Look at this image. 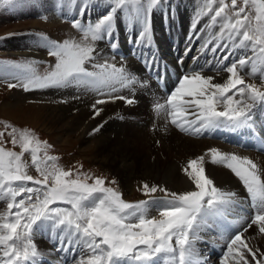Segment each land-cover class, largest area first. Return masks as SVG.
Returning <instances> with one entry per match:
<instances>
[{"label": "snow or ice", "instance_id": "1", "mask_svg": "<svg viewBox=\"0 0 264 264\" xmlns=\"http://www.w3.org/2000/svg\"><path fill=\"white\" fill-rule=\"evenodd\" d=\"M14 3L15 0H0V6ZM105 3L109 10L95 23L85 26L78 19L72 21L73 28L82 33L80 41L58 42L43 34L38 36L37 46L47 49L48 55L55 58L44 72L38 70L40 62L35 60L0 61V67L14 70L10 75L18 81L8 87H22L25 91L75 87L111 95L124 88L134 89L137 84L142 86L144 82L125 66L107 59L99 62L102 57L97 43L107 40L113 51L117 49L114 33L119 12L129 29L138 28L131 42L137 48L154 49L152 16L154 11L165 8L171 16L170 0ZM217 3L219 7L213 12ZM83 13L81 8L80 15ZM209 13H213L210 19L197 31L201 18ZM214 27L219 28L215 34ZM191 29L195 38L207 30L204 47L212 45V53L227 50L223 60H228L232 49L251 55H242L223 68L229 74L224 83H214L215 77L204 75L203 67L189 71L180 77L163 104L154 105V110L164 111L173 125L189 134L227 130L250 131L255 135L258 116L264 114V0H242L239 8L237 0H231V6L225 0H201ZM192 38L190 34L189 40ZM157 51L141 53L146 70L156 69ZM249 63L248 75L258 73L259 84L246 83L241 75L240 69ZM112 98L124 99L128 105L135 103L124 96ZM104 103V99H98L93 108ZM99 114L100 110H96L95 115ZM189 115L195 119H189ZM5 129L0 131V201L6 204L0 211V264H40L37 234L56 240L57 251L71 250L72 264H206L207 257L196 246L203 239L201 232L215 227L224 239L229 225L235 223L230 216L238 204L237 193L215 185L206 174L204 156L191 160L184 168L194 190L170 193L166 188L144 183L145 196L158 190L163 195L130 203L115 188L106 186L105 178L81 175L79 171L73 178L71 169L65 170L57 164V157L48 155L51 145L40 141L33 131L18 130L11 124H5ZM5 135L11 138L13 148L18 146L20 151L4 146ZM25 153L31 154L39 178L28 173ZM208 155L213 164L230 169L246 189L253 214L243 231L256 225L264 233V172L253 160L234 153L213 148ZM153 207L156 216L150 215ZM242 236L243 232H236L225 240L221 264H250L246 252L256 264H264V259H257L258 250H253Z\"/></svg>", "mask_w": 264, "mask_h": 264}, {"label": "bare ground", "instance_id": "2", "mask_svg": "<svg viewBox=\"0 0 264 264\" xmlns=\"http://www.w3.org/2000/svg\"><path fill=\"white\" fill-rule=\"evenodd\" d=\"M34 5V10L37 12L45 9L46 11L52 13L50 17V24L53 26L64 22V20L68 18L73 19V17L74 19H79L82 25L87 26V24L92 23L89 19L94 17V14L98 15V12L100 13L102 9L108 7L105 0L100 2H90L89 0H42L40 2H36ZM69 5H71V7H69ZM170 5L173 10L172 13L177 12L181 7H183V5H186L187 7V3L181 2L180 0H172L170 1ZM81 8L84 9L83 15H80ZM164 10H160V13ZM155 12H157V10ZM155 12L152 17H154ZM212 14L213 13H209L207 16H204L202 23L198 24V31L208 22ZM167 19L166 22L168 21ZM217 28L218 27H214L212 29L213 34L219 31ZM120 29V31L124 34L123 40H125L124 43H122L124 48L121 49L122 46L120 45L119 40L116 39L118 36L116 38L114 37L115 41L118 42V46L115 51L111 50V52H116L117 54H115L113 60H110L109 56L111 44L110 42L107 43V40V42L101 41L100 43L102 46L99 47L98 50L106 49L108 52L104 50L100 52L102 58L98 59L99 62H103L104 59H107L109 62L111 61L117 64V66L123 65L135 76H137L140 81L144 82L142 86L140 84L135 85L134 89L124 88L117 92V94H111L114 97L121 95L134 99L135 103L128 105L124 99H115V101L106 102L104 104H96L95 108H93L96 101L103 98L95 91L90 93L83 90L81 97H71L69 104L66 106H56L57 104H55V102L54 104L52 102L50 103L48 111L49 118L52 120L51 124L60 125L61 128H65V130L72 134L79 133L83 140V145L86 147H89L88 145L93 143L91 141L90 143L85 141L87 135L93 132L94 129L103 127V130H105L109 135L104 133L102 134L103 136L95 142H99V147L102 149L101 153H105L107 150L114 153V156L111 159L109 156H106L103 163L115 170L116 174L122 181L124 188L128 190L131 188V185L136 183V181H146L152 186L166 188L170 193H182L194 190V184L186 175L184 168L187 167L191 160L204 156L205 159L203 166L206 169V174L214 181L217 187L226 191L236 192L238 203H240V198L242 199L243 197L242 189L240 188V184L242 182L227 167L220 164H213L208 153L210 149L215 148L226 154L234 153L241 157H246V155L245 153L238 150L236 151V149H232L229 146L226 147L223 143L218 142V140L213 141L209 139L220 137L222 141L224 140L234 143L236 146L246 145L241 138L247 134V131H241L240 136L236 138H234L233 135L229 137L225 134V131L227 130H216L214 134L212 132H205L201 135L189 134L180 131L179 128L173 125L171 123V118L168 117L164 111L159 113L156 112L154 110V105L157 102L163 104L166 101L168 94L177 86L180 77L193 69L203 67L204 75L215 77L213 81L214 83H224L229 74L225 72L223 68L239 59L240 54L245 53L244 50L236 49L238 51L240 50V53H236L235 55L234 52L237 51L232 49V54L229 55L228 60L222 59L223 56L227 54V50L221 51L220 49H217L216 54L212 52H204L203 50L206 47L204 49L199 47V50H196L195 47L199 45L203 39L207 38V36H203L204 33H207V30L200 34L199 38H195L191 27L187 29V31H181L176 21V23H172L168 32L163 31L161 27L156 29L153 28L154 40H157V36L159 40L164 43V46L156 43L154 44V49H147L148 51L158 50L156 54L159 60L156 69L148 71L142 63L143 56L141 55V53L147 50L137 48L136 45L131 42L136 38L138 31L129 29L127 24L121 25ZM190 34L193 35L191 40H189ZM213 42L215 43V41ZM106 44H109V46ZM170 45L173 46L170 47ZM5 46L10 55H28L30 53L36 57H40V55H43L44 50V48L38 47L37 42L31 39H23L19 42H7L5 43ZM208 47L211 49L212 45H209ZM229 47H231V45H229ZM186 48H190V51L187 54ZM125 50L128 51L126 53L122 52ZM245 68H247L246 70L250 72L251 63L245 66ZM209 70H212V74H208ZM156 79L158 81H165L167 89L166 93L159 90L157 84H155ZM105 95L111 97V95ZM229 95H231V93H229ZM107 99L112 100V98ZM237 99H239V97H237ZM19 103L20 102L16 101L13 107H17ZM96 110H100V114L98 116L95 115ZM262 115L263 114L258 117L255 129L262 128L264 123V117ZM131 117L135 119L144 117L147 124L146 126L148 127L150 125L152 128L150 130L145 128V131H143L140 126L142 124H139L138 122L134 127H130L129 118ZM188 118L194 120L195 116L189 115ZM106 125H109L110 127L107 128ZM124 127L125 129L123 130ZM167 131L168 133H166ZM250 133L251 132L249 131V135ZM122 136H124V138L123 140H120L122 139ZM202 136L206 138L202 139ZM234 139H237V141ZM59 140L67 143L66 139L62 136ZM239 140L241 141L238 142ZM248 158L253 160V162L263 169L264 172V157L253 156L250 158L248 156ZM262 178H264V176H262ZM156 194H158V196ZM162 195L163 193L159 190L155 193V196L157 197ZM3 210L4 209L1 211ZM239 213H236V215L232 214L230 216V220L235 221V223H233L234 230L232 232L228 231L224 234L225 238H230L234 235L238 231V228L244 229L247 227L249 222L247 213H244V215H240ZM238 217L240 219H237ZM247 231H245L247 234L243 235L242 239H245V237L251 233H255L252 235L254 237L253 241H248V245L253 250H258L257 259L264 258L261 256V253H264V236H262L263 234L259 232L258 226L252 225V227L247 228ZM211 232H216L217 235L221 237L220 229L215 227L201 232V236L207 240L209 248L214 251V253L213 251H210L208 254L211 256H217L215 253H224L226 245L222 242L219 243L215 236L209 234ZM38 236H41L40 240H37ZM220 237L219 239L221 240ZM46 239L51 243V247L46 242ZM206 240L202 241V243ZM35 243L39 247L40 252L43 251L42 248L44 247L45 249L49 248L51 253L56 252L55 255L58 254L55 249V251L52 249L57 247V241L50 235L48 239V237L43 234H37L35 237ZM198 249L201 248L198 247ZM203 249L205 250V248ZM46 252L48 251L46 250L45 253ZM48 255L50 254L45 256L49 257ZM246 255L250 264H255L251 259V255L247 252ZM208 260L209 259H207L206 262Z\"/></svg>", "mask_w": 264, "mask_h": 264}, {"label": "rangeland", "instance_id": "3", "mask_svg": "<svg viewBox=\"0 0 264 264\" xmlns=\"http://www.w3.org/2000/svg\"><path fill=\"white\" fill-rule=\"evenodd\" d=\"M40 1L42 0H15V3L10 6H0V61L20 62V61H26V60H35V61L40 62L37 65L38 70L40 72H44L46 66L50 64H54L55 62V58L50 57L48 55L47 49L44 48L43 55H40V57L38 56L36 57L30 53L28 55H25V54L10 55L8 53L9 51L6 50L5 43L14 42V41L19 42L23 39H26V40L31 39L37 42L38 35L40 34L46 35L48 38L58 41V42H63L64 40H69V39L80 41L83 38L82 33H80L77 29L73 28L72 26V21L74 17L73 19L68 18L64 20L65 23L62 22L55 26L51 25L50 24V17L52 15L51 12L46 11L45 9H43L40 12H37L36 10H34V6H35L34 4ZM89 1L90 2H95V1L100 2L103 0H89ZM180 1L186 2L187 7L186 5H183V7L185 8L181 7L177 12L173 13V15L171 14V16L167 15V12H164V14L163 12H161L162 13L161 14L160 10H157V12L154 11L155 12L154 17H152L153 18L152 20L153 28L156 29L159 27L162 28L163 26H171L172 22L177 21L180 30L187 31L188 27L192 25L191 21L193 20L195 10L201 4V0H180ZM225 2L228 3L229 6H231V0H225ZM241 6H242V0H237V8ZM213 7H214L213 10L215 11V9L219 7V4L217 3L213 5ZM108 10L109 9L107 7L105 9H102L100 13L97 11L98 15L94 14V17H91L89 21H91L92 23H95ZM245 10L248 11L247 8ZM252 14L255 15L254 12ZM165 17L166 19L169 18L167 19L168 20L167 22H166ZM203 18L204 17L201 18L200 23H202ZM233 19H235V17H233ZM125 24L126 22L124 21L123 17L118 12L117 21H116L117 31L114 33L115 34L114 37L116 38L118 36L116 39L119 40L122 46L121 49L124 48V45L122 43H124L125 39L123 40L124 34L122 31H120L121 30L120 28H121V25H125ZM133 29L138 31V28H136L135 26ZM217 29L219 30V28ZM202 33L203 32H201V34ZM203 36H207V33H204ZM206 39H203L202 42H200L201 44L199 43V45H197L195 49L199 50V47L204 49L205 48L204 44H205ZM158 42H160V44L164 46V44L161 41H158ZM101 46H102L101 43L98 42L97 48ZM171 46L173 45H170V47ZM208 46L203 50L206 53L211 52ZM186 49H190V48H186ZM102 51L103 49L99 50V52H102ZM127 51L128 50H125L122 52L126 53ZM189 51L190 50H188L186 54ZM235 51H237V52H234L235 55L236 53L238 54L240 53V50L238 51L235 49ZM106 52H108V50ZM244 52L245 53L240 54V56L241 55H251L249 54V52L248 53L246 51ZM114 56H115V53L110 52L109 59L113 60ZM111 63H114V62H111ZM246 69L247 68L245 67L243 69H240L241 75L244 76L246 83L254 82L256 84H259L260 83L259 74L257 73L255 76L250 77L248 75L249 72ZM12 71L14 70L0 67V131H6L5 124H11L12 126L16 127L18 130L19 129H29L33 131L40 141L46 142L48 145H51V147L47 149L48 155L57 157V161H56L57 164L63 167L65 170L71 169L74 173L73 178H75V173L77 171H79L81 175L88 174L92 176L93 178L95 177L105 178L106 186L115 188L118 192L122 194V198L127 202L136 203L141 200H149V199H152L158 196V194H156L157 196H155V194H152L150 196H145L143 194L142 186L144 183H147L149 187L152 186L150 183L146 181H136V183L131 185V188L129 190L124 188L123 183L118 177V175L116 174L115 170L108 167L107 165L103 163V160L105 159L106 156H109L110 159L114 156V153L108 150L105 153H101L102 149H100L99 147V142H95L97 139L103 136L102 134L104 133L108 134L105 130H103V127L99 128V131H95V132L93 131L89 135H87V138H85V141L89 143L91 141L93 143L88 145L89 147H86L85 145H83L84 143L79 133L72 134L69 131L65 130V128H61L60 125L51 124L52 120L49 118V111H48L51 102L53 104L55 102V104H57L56 106H64V105L66 106L67 104H69V100L71 97L73 98L74 96L81 97L83 90L86 92H90V93L92 92L91 90H85L83 88L77 89L75 87L63 88V89L48 88V89H37V90H30V91H25L22 87L9 88L8 85L10 83L12 84L18 83V81L13 79L12 76L10 75ZM208 74H212V70H209ZM99 96L102 97L104 100H107L106 102L115 101V99L112 98L114 97L113 95H111L110 97L107 95L100 94ZM118 96H121V95H118ZM107 98H112V100H108ZM16 101L20 103L17 105V107H13ZM129 122H130L129 123L130 127H134L135 125H137V122L139 124H142L140 126L143 129V131H145V128L147 130H150L152 128V126L150 125L148 127L146 126L147 124H146V120H144V117H140V119H135L131 117L129 118ZM106 126L107 128L110 127L109 125H106ZM126 126H129V125H126ZM125 127L123 128V130L125 129ZM166 133H168V131ZM61 136L64 139H66L67 143H64L62 140H59ZM123 138L124 136H122V139L120 140H123ZM10 139H11L10 137L5 135L4 140L7 141V143L4 146L14 151H20L18 146L13 148L10 142ZM148 139H149V136H148ZM213 141H216V140H213ZM225 145L227 144L225 143ZM40 155L43 156L44 153L41 152ZM24 159L27 161V164H28V173L30 175H33L34 177L39 178V173L36 171L35 166L31 162V154L25 153ZM112 180H115L116 184H111L110 181ZM92 182H93L92 180H89V183H92ZM29 186H33V185L29 184ZM21 198L22 197H18V199H21ZM62 206L68 207L67 205H62ZM5 207H6L5 202L0 201V211L2 209H5ZM13 211H15V209ZM150 215L152 216L157 215V212L155 211L154 207ZM245 234L247 233L245 232L244 235ZM253 234L255 233H251L247 235L245 239L243 238L247 244H248V241H253V238H254L252 236ZM45 236L48 237L49 239V235H45ZM262 236H264V233ZM40 239H41V236H38L37 240H40ZM204 240L206 239L203 238L201 241L197 242L196 246L197 248L198 247L201 248L199 249L200 253L203 256H206L207 259H209L206 262V264L207 263L208 264H221V257L223 256L224 253H221L217 257L215 256L216 258L211 256L208 253L212 250L208 247V244H206L207 240L204 243H202V241ZM46 242L51 247V243L48 242L47 239H46ZM203 248H205V250ZM42 249L43 251L41 252L40 259L43 258L47 254H50L48 255L49 257L45 256L47 257L46 259L48 260L50 259L51 261H53V260L59 259L55 255L56 252L51 253L49 251V248L45 249L43 247ZM52 249L53 251H55L57 250V247L52 248ZM38 250H39V247H38ZM46 250L48 252L45 253ZM68 252H65L66 258H68ZM70 255L73 256V254H70ZM253 261L256 264L255 260ZM40 262H41L40 264H46V262L44 261L40 260ZM65 264H67V262Z\"/></svg>", "mask_w": 264, "mask_h": 264}]
</instances>
